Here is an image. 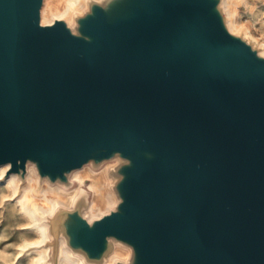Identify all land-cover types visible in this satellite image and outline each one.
<instances>
[{"label":"water","instance_id":"water-1","mask_svg":"<svg viewBox=\"0 0 264 264\" xmlns=\"http://www.w3.org/2000/svg\"><path fill=\"white\" fill-rule=\"evenodd\" d=\"M43 1L0 0V165L123 159L116 209L64 222L89 259L115 238L130 264H264V56L220 0L93 3L78 34Z\"/></svg>","mask_w":264,"mask_h":264},{"label":"bare ground","instance_id":"bare-ground-1","mask_svg":"<svg viewBox=\"0 0 264 264\" xmlns=\"http://www.w3.org/2000/svg\"><path fill=\"white\" fill-rule=\"evenodd\" d=\"M91 1L44 0L41 8V23L53 24L56 20L63 19L72 31L78 34L77 14H80L83 9H88L91 6ZM95 1L105 4L107 0ZM221 7L226 16L231 17V15L236 14V9L230 8V0H222ZM226 25L228 30L233 34H238L243 29L238 20L232 21L231 18L226 20ZM249 28L244 32L243 38L258 49L259 55L264 56V39L262 37L256 38ZM121 162L124 161L119 156L110 162L107 161L105 162L104 169L100 172H95L90 167L91 162L79 169L73 170L69 177L72 180L78 181L79 188L77 190L67 191L62 185H51L47 179H44L42 189L39 192L38 185L40 180L35 166L28 164L27 183L21 188V179L18 177V174H8L10 164L0 165V179L4 180L2 184H7L4 187H7L9 190L11 189V196L5 200L16 199L15 202L18 203L21 212L29 219L30 223L26 227H32L34 231L39 233L38 239L23 242L21 247L28 248V244L38 246L35 249L38 259L42 260L46 258L47 248L45 244L51 238L50 220L57 215L58 205L60 204L71 207L78 200H81L87 206L86 217L91 223L110 213L118 201L112 185L115 181L113 169ZM89 191L93 193L91 200H88ZM59 244L62 252L60 264H95L88 261L84 255L74 253L66 244L65 237L60 238ZM131 251V248L118 243L116 244L115 251L106 257L102 264H117L119 261L127 264Z\"/></svg>","mask_w":264,"mask_h":264},{"label":"rangeland","instance_id":"rangeland-1","mask_svg":"<svg viewBox=\"0 0 264 264\" xmlns=\"http://www.w3.org/2000/svg\"><path fill=\"white\" fill-rule=\"evenodd\" d=\"M220 0V10L225 18L228 20L231 18L232 21H237L239 24L242 25L243 29L241 30L238 35L243 36L244 32L249 28L252 30V33L255 37H262L264 39V0H230V8L236 9V14L231 15V17L226 16L223 8L221 7ZM99 3L95 0L90 2ZM101 4V3H99ZM91 11V6L88 9H83L80 14H77V19L88 14ZM238 14V15H237ZM237 16V17H236ZM259 39V38H258ZM116 158V157H115ZM115 158L110 160H106L100 164L91 163L90 167L95 170V172H100L104 169L105 162L112 161ZM30 165L35 166L34 162H29ZM118 165L115 166L113 169V173L115 176V181L112 184L113 189L115 192V196L117 197V203L113 209H116L117 204L119 203V195L116 189L117 182L120 178L118 173ZM27 174H28V167L27 172L24 176L18 175L21 179V188L25 183H27ZM39 174V173H38ZM44 179L51 185L60 184L66 189L67 191H74L79 188V183L77 180H72L69 177L68 182H61L56 181L52 182L49 178L41 177L39 174V190L42 189V185L44 183ZM4 182L3 179H0V264H60L62 252L60 248V238H66V244L71 248L69 245V238L66 234L65 229V220L68 218V213L72 210H77L83 217L87 218V206L81 200H78L73 206L66 207L63 205H58V213L57 215L50 220V234L51 238L45 244L47 248V256L44 259H38L36 255L35 249L38 246L33 244H28V248H22L21 245L23 242H28L32 240H36L39 238V233L34 231L32 227H26L30 222L28 217L23 214L18 206V203L15 202L16 199H9L5 200L7 197L11 196V189L9 190L7 187H4L7 184H2ZM93 193L89 191L88 200L92 199ZM5 200V201H4ZM4 201V202H3ZM121 243L123 246L131 248V256L129 262H132L133 257V249L130 245L120 242L115 238H111L108 243L107 251L105 252L104 256L99 260H92L86 256V253L78 248H71L74 253L84 255L88 261L95 264H102L104 259L108 257L111 253H113L116 249V244ZM121 262V261H119ZM126 264V263H124Z\"/></svg>","mask_w":264,"mask_h":264}]
</instances>
